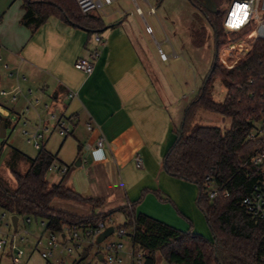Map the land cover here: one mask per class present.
<instances>
[{
  "label": "crops",
  "instance_id": "obj_1",
  "mask_svg": "<svg viewBox=\"0 0 264 264\" xmlns=\"http://www.w3.org/2000/svg\"><path fill=\"white\" fill-rule=\"evenodd\" d=\"M157 1L113 0L96 12L103 21L96 30L73 25L58 15L33 30L22 23L25 0H0V90L22 94L20 108L28 120L51 118V113L68 119L77 156L76 168L70 166L64 182L83 196L104 201L95 209L59 198L52 205L85 216L115 210L112 217L115 212L126 217L118 208L133 206L136 213L203 235L206 217L197 204V184L164 168L178 133L176 115L181 116L184 106L170 100L172 86L160 81L151 64L153 56L156 60L151 40L169 47L171 39L162 37L161 28L167 25L173 31L166 16L159 18ZM134 11L145 18L152 36L140 19L128 16ZM172 33L173 40L178 39ZM95 34L101 41L94 39ZM93 48L100 55L88 74L75 62L90 58ZM71 91L75 95L68 97ZM0 96L11 101L10 95ZM89 121L96 126L93 131L87 128ZM99 135L105 138L102 147L96 145ZM54 154L58 164H65ZM137 157L142 159L141 167L136 165ZM64 174L50 181L58 182Z\"/></svg>",
  "mask_w": 264,
  "mask_h": 264
},
{
  "label": "trees",
  "instance_id": "obj_2",
  "mask_svg": "<svg viewBox=\"0 0 264 264\" xmlns=\"http://www.w3.org/2000/svg\"><path fill=\"white\" fill-rule=\"evenodd\" d=\"M190 1L203 9L198 0ZM24 7L22 23L33 30L51 15L91 30L103 24L96 12L82 13L76 0H25ZM208 11L214 17L206 16L215 32L217 55L198 96L184 110L181 128L164 158V168L171 175L197 184V204L205 214L213 239L193 230L178 229L145 213H136L133 206H129L132 211H126L127 219L120 225L134 227L133 245L151 260L158 251L169 264H264V220L253 217L243 205V198L250 192L255 179L252 166L246 163L254 149L247 135L254 118L264 107V42L259 41L239 64L224 66L218 56L228 43L222 26L224 13L219 9ZM249 29L232 32L229 37L236 40L245 36ZM195 43L203 44L199 39ZM215 73L223 77L226 87L223 100L211 96L210 81ZM199 109L230 117V126L223 129L197 122L194 116ZM80 148L79 145L78 150ZM22 160L27 163L24 171L19 169ZM55 160L57 154L45 148L34 157L14 148L7 166L15 182L12 184L0 173V210L23 219H41L47 228L54 230H61L65 224L83 228L95 226L115 211L92 212L85 216L52 207L54 198L87 203L93 209L104 202L83 196L64 182L69 165L60 181L51 182L47 178L48 167ZM208 175L229 195L209 198L205 185Z\"/></svg>",
  "mask_w": 264,
  "mask_h": 264
},
{
  "label": "rangeland",
  "instance_id": "obj_3",
  "mask_svg": "<svg viewBox=\"0 0 264 264\" xmlns=\"http://www.w3.org/2000/svg\"><path fill=\"white\" fill-rule=\"evenodd\" d=\"M213 1L216 4V9H219V11L224 13L229 0ZM133 3V8L136 11V4L135 2ZM156 4H159L161 7L158 10L159 18L161 19L162 15L166 16L168 18V26L173 29V31H171V29H168L169 27L167 28V25H164V29L161 28L162 37L165 39L169 37L172 44L170 42L169 47H167L166 45H160L154 39L153 41L151 40L153 47L155 48L154 55L156 59L154 60L153 56L151 64L156 74L159 75L160 81H165L170 84V87L172 86V92H170V94L168 93L170 100L177 105L180 104L184 106L181 116L176 115V125L178 130H180L184 110L198 96L205 78L214 62L216 52L215 32L207 19V17L209 19H214V17L209 14L210 12L206 10L205 7H203V9H199L190 0H159V3L157 1ZM128 16L133 20L140 19L144 26H146L145 18L136 14V12L129 14ZM172 32H176V37L178 39L173 40ZM148 33L151 35V32ZM154 34L158 40L161 39V36L156 30H154ZM196 39H199L203 42V44L198 46L195 43ZM176 40H178V43ZM174 51L177 53L176 56L171 55ZM222 54L223 51L220 50L218 56H221ZM210 83L212 93L211 96L215 100H223L226 94L223 77L215 73ZM171 93H173V95ZM21 99L22 94L18 95L14 102L8 101L7 98L0 96V102H2V106H0V123L3 120L6 121V136H0V173H2L12 184H14L15 181L8 169L7 161L9 160L14 148L19 149L31 157H34L38 153L39 150L36 149L28 140L26 131L35 128L39 123L45 131V138L48 139L45 146L46 149L52 151L53 153H58V158L61 159V162L63 161L66 165L71 166V169L76 168L74 166V161L77 156V143L74 138L75 136L72 134L61 136L55 127L56 121L50 117H45V119L41 117V120L39 116L32 117L31 120L26 119L27 117L23 114L22 108H20ZM194 119L201 124L217 125L223 129L228 128L231 123L230 117H226L207 109H199L196 112ZM57 162L60 163V160H57ZM26 168L27 163L23 160L20 161L19 169L24 171ZM60 174L61 172L58 170L48 172L47 178L54 181ZM56 200L57 199H55V202ZM62 203L63 202L60 201L59 204ZM52 207L59 210H65L62 206H55L54 204ZM129 210L132 211V209L128 206L126 209L121 211L126 214V211ZM2 213L3 211L0 210V239H6L7 242L2 250H0V264H59V261L62 258L64 260L63 264H74V261L78 260L80 257L83 249L82 247L79 248L73 246L74 250L72 256H68L66 251L61 252L62 244L59 243L53 250V256L43 258L41 251L46 249L45 242L47 233L44 235L45 226L43 225L42 220L32 217L28 221L20 217L17 229H15L12 225V214L6 212V214L1 217ZM112 218L114 220V225L122 224L126 220V217L122 212H115ZM14 235L15 243L18 247L23 248L24 250V256L19 263H14L11 256L12 250L10 242ZM41 236L43 237L42 242L37 244V241ZM203 236L210 240L213 239L212 230L206 219L205 233ZM117 241H122L124 243L123 251L120 253L123 259L122 264H132V256L130 254L132 248H134L135 259L141 255L144 262L146 257L143 251L137 246H133L129 235H125L122 239H120L117 233L113 232L100 243L94 245L85 243L84 245L88 250V255L78 264H82L83 262L90 264H105L103 260H99L97 258V253L104 252L105 245L108 242ZM143 262L138 263L135 260L134 264H143ZM152 264L169 263L160 254V252L157 251L153 255Z\"/></svg>",
  "mask_w": 264,
  "mask_h": 264
},
{
  "label": "built area",
  "instance_id": "obj_4",
  "mask_svg": "<svg viewBox=\"0 0 264 264\" xmlns=\"http://www.w3.org/2000/svg\"><path fill=\"white\" fill-rule=\"evenodd\" d=\"M113 0H76L79 9L82 13L97 12L101 11L104 6L112 3ZM153 12L155 11L152 8ZM222 26L228 34V43L223 46L220 50L223 54L219 55L220 62L226 67H233L243 60H245L254 50L256 44L259 41L264 42V0H229L222 18ZM249 27V32L236 40L229 37L232 32L242 30ZM147 31H151V27L147 26ZM94 39L99 42L101 37L99 34H95ZM227 49V52H225ZM220 52V51H219ZM100 55V51L97 48L91 49L90 58L81 57L75 62V66L78 69L85 71L90 74L95 68V60ZM18 91H20L18 89ZM1 95H10V99L14 102L17 98L16 93L8 94L6 90H0ZM75 92H68V97H73ZM46 107L48 105L46 104ZM51 118H53L56 123L55 127L59 131L61 136H66L71 131V123L67 121L64 117H57L55 114L51 113ZM87 128L89 130L96 129L93 122H87ZM28 135V140L32 145L41 150L44 148L46 141L45 131L39 123L35 128L26 131ZM248 139L254 143V149L249 155L246 163L252 166L254 170V181L250 192H248L243 198V205L246 211L253 217L264 220V107L260 109L259 114L253 121V127L247 135ZM105 138L102 135L96 140V145L102 147L104 145ZM136 165L141 167L143 165L142 159L140 157L136 158ZM60 171L66 173L68 170L67 165L58 164L57 161H53L48 167V172ZM206 192L209 198H215L219 194L228 196L229 192L222 187L218 186L211 176L205 177ZM6 214L3 211L1 217ZM26 220H30L27 218ZM44 235H46V249L41 251L43 258H49L54 254V248L57 247L59 243L62 244L61 252L66 251L68 256H72L74 247H82V252L87 251L85 248V243L89 245H94L96 243L97 236L107 227L114 226V231L116 232L120 239L125 235H129L132 240L134 227L130 226L126 228L122 225H114V220L111 216H108L104 220L97 222L95 226L79 227L77 225H63L61 230H54L47 228L45 222ZM112 232V233H113ZM111 233V234H112ZM14 237L11 239V256L14 263H19L24 256L23 248L17 246L14 241ZM42 236L38 239L37 244L42 242ZM107 238V237H106ZM6 239H0V250L6 244ZM133 243V242H132ZM36 244V245H37ZM134 246V245H133ZM124 243L122 241L108 242L105 245V251L100 252L102 254V260L105 264H122L123 259L120 253L123 251ZM97 253V258H98ZM132 256V264L136 260L138 263L143 262V257L141 255L135 259L134 248L130 252ZM79 257V258H80ZM78 258V260H79ZM99 259V258H98ZM83 260V259H82ZM82 260L78 261L80 263ZM63 258L59 261V264H63ZM76 263V264H78ZM82 264H90L83 262Z\"/></svg>",
  "mask_w": 264,
  "mask_h": 264
},
{
  "label": "water",
  "instance_id": "obj_5",
  "mask_svg": "<svg viewBox=\"0 0 264 264\" xmlns=\"http://www.w3.org/2000/svg\"><path fill=\"white\" fill-rule=\"evenodd\" d=\"M200 4H202L203 7H205L208 10L211 11H215L216 10V4L213 0H204L203 1H199ZM122 20H119L118 22H121ZM116 22V23H118ZM217 55V52H215V57ZM0 136L1 137H5L6 136V128H5V121H1L0 123ZM11 220H12V225L15 229H17V225H18V220L19 217L16 214H13L11 216ZM114 231V226L110 225L107 226L96 238V243H100L101 241H103L106 237H108L112 232ZM88 255L87 251H84L81 255V257L79 258L78 261L84 259L86 256ZM98 258L99 260H102V254L99 253L98 254ZM78 261L76 263H78ZM143 264H152V260L149 258H146L143 262Z\"/></svg>",
  "mask_w": 264,
  "mask_h": 264
},
{
  "label": "flooded vegetation",
  "instance_id": "obj_6",
  "mask_svg": "<svg viewBox=\"0 0 264 264\" xmlns=\"http://www.w3.org/2000/svg\"><path fill=\"white\" fill-rule=\"evenodd\" d=\"M198 1H204V0H198Z\"/></svg>",
  "mask_w": 264,
  "mask_h": 264
}]
</instances>
